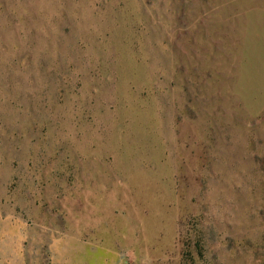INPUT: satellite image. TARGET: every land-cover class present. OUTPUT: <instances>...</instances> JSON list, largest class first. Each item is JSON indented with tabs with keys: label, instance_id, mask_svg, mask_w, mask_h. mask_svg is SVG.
<instances>
[{
	"label": "rangeland",
	"instance_id": "1",
	"mask_svg": "<svg viewBox=\"0 0 264 264\" xmlns=\"http://www.w3.org/2000/svg\"><path fill=\"white\" fill-rule=\"evenodd\" d=\"M0 264H264V0H0Z\"/></svg>",
	"mask_w": 264,
	"mask_h": 264
}]
</instances>
